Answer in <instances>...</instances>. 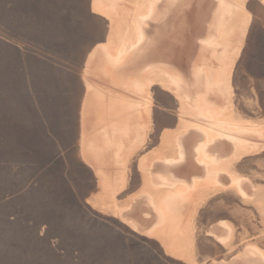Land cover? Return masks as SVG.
<instances>
[{
    "label": "rangeland",
    "instance_id": "rangeland-1",
    "mask_svg": "<svg viewBox=\"0 0 264 264\" xmlns=\"http://www.w3.org/2000/svg\"><path fill=\"white\" fill-rule=\"evenodd\" d=\"M92 1L0 0V264L264 263L263 1L247 0L252 20L231 74L233 117L259 125L258 137L251 134L249 152L237 156L231 155L226 138L219 141L227 145L211 147L217 158L228 157L225 162L233 165L228 170L241 181L228 186L230 180L222 175L217 178L222 186L216 182V189H205L195 213L187 217L189 238L179 253L143 233L155 220L142 224L139 232L93 204L102 189L96 171L81 155V109L87 92L83 76L90 52L105 42L95 35L106 27L105 18L92 11ZM51 45L63 58L44 50ZM157 88L163 94L157 106L171 110L157 109L155 142L132 158L131 184L119 202L144 186L139 159L159 147L165 120L172 119L171 129L176 130L178 118L171 111L178 102ZM104 170L111 173L112 168ZM154 172L188 182L193 177L173 167ZM139 204L146 201H138L126 213L128 219L134 220Z\"/></svg>",
    "mask_w": 264,
    "mask_h": 264
},
{
    "label": "bare ground",
    "instance_id": "bare-ground-1",
    "mask_svg": "<svg viewBox=\"0 0 264 264\" xmlns=\"http://www.w3.org/2000/svg\"><path fill=\"white\" fill-rule=\"evenodd\" d=\"M91 9L105 18L106 27L95 35L105 42L90 52L83 76L87 92L81 109V155L96 171L102 189L93 204L139 232L142 224L155 220L143 233L179 253L189 238L187 217L195 213L205 189L216 182L222 186L217 180L222 175L230 180L228 186L241 181L228 170L227 156L220 159L209 150L227 145L219 141L226 138L232 156L249 152L250 135L259 131V125L236 121L232 106L231 74L252 13L247 0H93ZM44 50L63 58L57 46ZM157 86L178 102L171 111L178 118L176 130L171 129L172 119L165 120L159 147L138 158L144 186L119 202L131 184L132 158L155 142L157 109L171 110L157 106L163 96ZM172 167L182 176L190 172L192 181L154 172ZM142 199L146 204L136 207L134 220L128 219L126 213Z\"/></svg>",
    "mask_w": 264,
    "mask_h": 264
}]
</instances>
